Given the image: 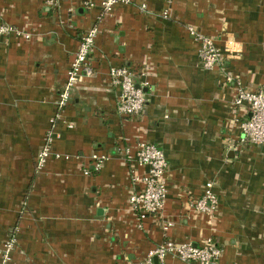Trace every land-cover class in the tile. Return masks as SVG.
<instances>
[{
    "label": "crops",
    "instance_id": "0c3cea01",
    "mask_svg": "<svg viewBox=\"0 0 264 264\" xmlns=\"http://www.w3.org/2000/svg\"><path fill=\"white\" fill-rule=\"evenodd\" d=\"M92 2L91 8L85 3ZM166 13V16L164 14ZM0 248L6 264H141L165 240L221 249L218 264H264V144L241 143L235 85L264 83V0H0ZM98 28L91 77L55 102L80 37ZM187 27L214 40L223 69L203 70ZM144 83L141 114H116L110 68ZM163 151L164 208L138 229L130 167L117 147ZM42 167L37 155L45 148ZM103 159L99 171L91 156ZM211 183L217 207L192 204ZM172 223L166 232L163 225ZM166 264H184L170 257Z\"/></svg>",
    "mask_w": 264,
    "mask_h": 264
},
{
    "label": "built area",
    "instance_id": "2783aa9c",
    "mask_svg": "<svg viewBox=\"0 0 264 264\" xmlns=\"http://www.w3.org/2000/svg\"><path fill=\"white\" fill-rule=\"evenodd\" d=\"M128 2L129 0H100V7L103 14H107L117 3ZM84 5L86 8H91L93 3L88 2ZM187 30L199 45L197 52L201 68L209 71L223 69V56L216 48L214 40L197 32L192 27H187ZM13 32L12 26L0 21V36H7ZM97 33L98 28L93 27L80 37L77 51L67 72L66 82L55 102L57 108L62 110L68 105L71 100V90L80 78L94 75L90 56ZM108 74L112 86L118 87L120 90L115 108L116 114L121 118L135 117L141 114L146 103V93L144 92L146 85L144 83L136 85L134 73L125 66L110 68ZM226 80L235 85L233 105L246 111V116L239 122L242 135L240 142L252 145L264 144V83L255 91H249L241 85L240 81H233L230 75ZM117 148L118 154L130 167V182L136 188L129 198V203L136 216V226L138 229H142L143 222L147 218L157 216L164 208L167 161L163 151L152 143L138 141L132 146L122 143ZM48 154V149L45 147L37 155L36 165L38 168L42 167ZM102 164L101 157L92 155L91 168L90 170L85 169L84 175H89L91 171H99ZM192 207L198 213L215 211L217 198L213 193L211 183L205 184L202 196L193 202ZM172 226V223H166L162 226L163 231L166 232ZM12 248L13 243L10 242L0 248V264H6L9 261ZM221 254L222 249L211 238L206 239L201 245L191 242L176 244L165 240L148 251L141 264H166L167 257L184 264H218Z\"/></svg>",
    "mask_w": 264,
    "mask_h": 264
},
{
    "label": "water",
    "instance_id": "95a60500",
    "mask_svg": "<svg viewBox=\"0 0 264 264\" xmlns=\"http://www.w3.org/2000/svg\"><path fill=\"white\" fill-rule=\"evenodd\" d=\"M155 263H156V260H155Z\"/></svg>",
    "mask_w": 264,
    "mask_h": 264
}]
</instances>
